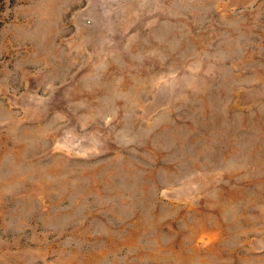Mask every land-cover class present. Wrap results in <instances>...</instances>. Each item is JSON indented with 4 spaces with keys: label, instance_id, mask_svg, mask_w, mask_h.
Masks as SVG:
<instances>
[{
    "label": "rangeland",
    "instance_id": "obj_1",
    "mask_svg": "<svg viewBox=\"0 0 264 264\" xmlns=\"http://www.w3.org/2000/svg\"><path fill=\"white\" fill-rule=\"evenodd\" d=\"M0 264H264V0H0Z\"/></svg>",
    "mask_w": 264,
    "mask_h": 264
}]
</instances>
